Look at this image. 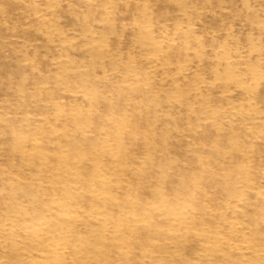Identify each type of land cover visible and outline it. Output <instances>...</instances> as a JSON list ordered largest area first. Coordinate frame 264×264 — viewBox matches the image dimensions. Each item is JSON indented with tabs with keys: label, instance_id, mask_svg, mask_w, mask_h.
Instances as JSON below:
<instances>
[{
	"label": "rangeland",
	"instance_id": "rangeland-1",
	"mask_svg": "<svg viewBox=\"0 0 264 264\" xmlns=\"http://www.w3.org/2000/svg\"><path fill=\"white\" fill-rule=\"evenodd\" d=\"M0 122V264H264V0H0Z\"/></svg>",
	"mask_w": 264,
	"mask_h": 264
},
{
	"label": "bare ground",
	"instance_id": "bare-ground-1",
	"mask_svg": "<svg viewBox=\"0 0 264 264\" xmlns=\"http://www.w3.org/2000/svg\"><path fill=\"white\" fill-rule=\"evenodd\" d=\"M60 120H61V119H60ZM119 120H121V119H119ZM122 121H123V120H122ZM124 121H126V120H124ZM124 121H123V122H124ZM128 121H129V120H128ZM130 121H131V120H130ZM13 122H15V121H13ZM57 122H58V121H57ZM63 122H64V121H63ZM92 122H93V121H91V123H92ZM118 122H119V121H118ZM0 123H1V122H0ZM112 123H116L115 119H114V121H112ZM120 123H121V121H120ZM120 123H117V124H120ZM124 123H125V122H124ZM15 124H16V123H15ZM57 124H59V123H57ZM34 125H35V124H34ZM40 125H41V124H40ZM112 125H113V124H112ZM120 125H121V124H120ZM8 126H9V125H8ZM121 126H122V125H121ZM127 126H128V125H127ZM104 127H106V126H104ZM111 127H112V126H111ZM116 127H117V125H116ZM128 127H129V126H128ZM128 127H127V128H128ZM32 128H33V127H32ZM5 129H6V128H5ZM11 129H12V128H11ZM11 129H10V130H11ZM36 129H37V127H36ZM41 129H42V128H41ZM112 129H113V128H112ZM112 129H111V130H112ZM117 129H119V128H117ZM122 129H123V128H122ZM132 129H134V128H132ZM13 130H14V129H13ZM13 130H12V131H13ZM16 130H17V129H16ZM16 130H15V131H16ZM43 130H44V129H43ZM43 130H42V131H43ZM126 130H127V129H126ZM8 131H9V130H8ZM12 131H11V132H12ZM128 131H129V129H128ZM134 131H135V130H134ZM116 132H118V130H117ZM123 132H124V131H123ZM109 133H110V131H109ZM12 134H13V133H12ZM121 134H122V133H121ZM123 134H124V133H123ZM107 136L109 137V135H107ZM116 136H117V135H116ZM9 139H10V138H9ZM110 140H111V139H110ZM9 143H10V142H9ZM10 146H11V145H10ZM10 146H9V148H10ZM7 147H8V146H7ZM9 148H8V150H9ZM10 149H11V148H10ZM7 152H8V151H7ZM55 152H56V151H55ZM60 153H62V152H60ZM8 154H9V153H8ZM10 154H11V153H10ZM36 154H37V153H36ZM48 154H49V153H48ZM48 154H47V155H48ZM117 154H118V153H117ZM30 155H31V154H30ZM59 155H60V154H59ZM48 156L50 157V155H48ZM54 156H55V155H54ZM117 156H118V155H117ZM33 157H35V156H32V157H30V158H33ZM40 157H41V156H40ZM52 157H53V156H52ZM57 157H58V156H57ZM57 157H56V158H57ZM67 158H68V157H67ZM116 158H117V157H116ZM36 159H37V158H36ZM114 160H115V159H114ZM114 160H113V161H114ZM116 160H117V159H116ZM116 160H115V161H116ZM117 161H118V160H117ZM117 161H116V162H117ZM68 162H69V161H68ZM79 162H80V161H79ZM42 163H43V162H42ZM83 163H84V162H83ZM117 163H118V162H117ZM118 165H119V164H118ZM85 166H86V165H85ZM79 167H80V166H79ZM27 186H29V185H26V187H27ZM60 195H61V194H60ZM136 195H137V194H136ZM61 196H62V195H61ZM98 196H99V195H98ZM122 196H123V195H122ZM128 197H129V196H128ZM128 197H127V198H128ZM58 198H59V197H58ZM102 198H103V197H102ZM127 198H126V199H127ZM0 199H1V198H0ZM126 199H125V200H126ZM60 200H61V199H60ZM99 200H100V199H99ZM103 200H104V199H103ZM105 200H106V199H105ZM127 200H128V199H127ZM127 200H126V201H127ZM132 200H133V199H132ZM1 201H2V200H1ZM62 201H63V200H62ZM64 201H66V200H64ZM107 201H108V200H106V202H107ZM133 201H134V200H133ZM133 201H132V202H133ZM60 202H61V201H60ZM110 202H111V201H110ZM110 202L108 201L107 203H110ZM137 202H138V201H137ZM139 202H140V201H139ZM0 203H1V202H0ZM58 203H59V202H58ZM121 203L123 204V203H125V202H121ZM112 204H113V203H112ZM1 205H3V204H1ZM101 205H103V204H101ZM118 205H119V204H118ZM118 205H117V206H118ZM135 205H136V204H135ZM52 206H55V207H56L57 205H52ZM104 206H105V205H104ZM120 206H122V205H120ZM123 206H124V205H123ZM140 206H141V205H140ZM0 207H1V206H0ZM70 207H71V206H70ZM106 207H108V206H106ZM141 207H142V206H141ZM143 207H144V206H143ZM120 208H121V207H120ZM53 209H54V208H53ZM109 210H110V209H109ZM132 210H133V209H132ZM144 210H145V209H144ZM64 211H67V210H64ZM68 212H69V211H68ZM70 212H71V211H70ZM141 213H142V212H141ZM68 214H70V213H68ZM23 215H24V214H23ZM24 216H25V215H24ZM26 216H27V215H26ZM30 216H31V215H30ZM136 216H138V215H136ZM13 221H14V219H13ZM9 223H10V222H9ZM10 224H11V223H10ZM52 224H53V223H52ZM54 225H56V224H54ZM10 226H11V225H10ZM11 227H12V226H11ZM14 227H16V226H14ZM12 230H13V229H12ZM22 230H23V229H22ZM19 231H20V230H19ZM27 231H29V230H27ZM140 231H141V230H140ZM33 232H34V231H33ZM37 232H38V231H37ZM24 233H25V232H24ZM38 233H40V232H38ZM54 233H55V232H54ZM60 233H61V232H60ZM28 234H29V233H28ZM30 234H31V233H30ZM34 234H35V233H34ZM40 234H42V232H41ZM55 234L57 235V233H55ZM135 234H136V233H135ZM20 235H21V234H20ZM31 235H32V234H31ZM43 235H44V234H43ZM45 235H47V234H45ZM45 235H44V236H45ZM9 236H10V235H9ZM33 236H34V235H33ZM47 236H48V235H47ZM51 236H52V235H51ZM107 236H108V235H107ZM45 237H46V236H45ZM55 237H56V236H55ZM59 237H60V236H59ZM133 237H134V236H133ZM133 237H132V238H133ZM53 238H54V237H53ZM98 238H99V237H98ZM107 238H108V237H107ZM107 238H106V240H107ZM143 238H144V237H143ZM145 238H146V237H145ZM31 239H32V238H31ZM99 239H100V238H99ZM99 239H98V240H99ZM137 239L140 240L141 238H137ZM9 240H10V238H9ZM21 240H22V239H21ZM95 240H96V239H95ZM100 240H101V239H100ZM130 240H132V239H130ZM135 240H136V239H135ZM143 240H144V239H143ZM13 241L15 242V240H13ZM28 241H29V240H28ZM36 241H37V240H36ZM23 242H25V241H23ZM29 242H30V241H29ZM33 242H35V241H33ZM59 242H61V241H59ZM10 243H11V242H10ZM98 243H99V242H98ZM101 243H102V242H101ZM7 244H8V243H7ZM40 244H41V240H40ZM99 244H100V243H99ZM99 244H98V245H99ZM102 244H103V243H102ZM9 245H10V244H9ZM16 245H17V244H16ZM28 245H29V244H28ZM30 245H32V244H30ZM33 245H34V244H33ZM65 245H66V244H65ZM110 245H111V244H110ZM17 246H18V245H17ZM106 246H107V245H106ZM34 247H36V246H34ZM104 248H105V247H104ZM0 249H1V248H0ZM10 249H12V248H10ZM35 249H36V248H35ZM91 249H92V248H91ZM1 250H2V249H1ZM1 250H0V251H1ZM7 250H8V249H7ZM19 250H20V249H19ZM59 250H60V249H59ZM98 251H99V250H98ZM100 251H101V250H100ZM107 251H108V250H107ZM24 252H25V251H24ZM29 252H30V251H29ZM32 252H33V251H32ZM59 252H60V251H59ZM109 252H110V251H109ZM9 253H10V252H9ZM12 253H13V252H12ZM104 253H105V252H104ZM104 253H103V254H104ZM0 254H1V253H0ZM7 254H8V253H7ZM7 254H6V255H7ZM10 254H11V253H10ZM13 254H14V253H13ZM36 254H37V253H36ZM38 254H39V253H38ZM110 254H111V253H110ZM1 255H2V254H1ZM33 255H34V254H33ZM39 255H40V254H39ZM39 255H38V257H39ZM59 255H60V254H59ZM106 255H107V254H106ZM103 256H105V254H104ZM40 257H41V256H40ZM99 257H100V256H99ZM108 257H109V256H108ZM108 257H107V258H108ZM111 257H112V256H111ZM10 258H11V257H10ZM10 258H9V260H10ZM5 259H6V257H5ZM23 259H24V258H23ZM58 259H59V258H58ZM60 260H61V259H60ZM7 261H8V260H7ZM24 261H25V260H24ZM29 261H30V260H29ZM56 261H57V260H56ZM11 262H12V261H11ZM52 262H53V261H52ZM71 262H72V261H71ZM74 262H75V261H74ZM23 264H24V263H23ZM27 264H28V263H27ZM29 264H31V263L29 262ZM34 264H35V263H34Z\"/></svg>",
	"mask_w": 264,
	"mask_h": 264
}]
</instances>
